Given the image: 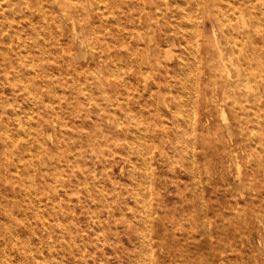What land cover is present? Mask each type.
Returning a JSON list of instances; mask_svg holds the SVG:
<instances>
[{"label": "bare ground", "instance_id": "obj_1", "mask_svg": "<svg viewBox=\"0 0 264 264\" xmlns=\"http://www.w3.org/2000/svg\"><path fill=\"white\" fill-rule=\"evenodd\" d=\"M91 11L98 21L91 20ZM144 30L150 32L146 34ZM44 38L68 44V51L56 53L67 61L74 77L61 84V88L84 92L86 100L78 112L81 118L91 116L90 108L103 107L100 106L103 99L107 101L104 107H111L117 76L122 77L120 84L124 91L132 90L139 117L133 130L135 135L138 133L135 138L141 141L136 147L146 170V184L132 198L147 214L142 232L135 225L124 226L132 242L127 256L130 264H169V258H175L178 264H199L196 253L184 244L169 251V236L163 232V228L169 227V213L158 214L160 219L155 228L148 224L153 206L159 213L157 210L164 201L161 188L168 186L169 190V180L179 185L180 170L188 173L192 186L198 189L196 213L205 232L210 224L207 209L212 198L216 200L212 206L214 216L233 224L262 223L264 0H0V71L7 74L10 67L17 70L12 66L14 59L32 66L33 60H23L21 55L30 53L32 45L39 46ZM73 39L77 41L75 51ZM17 77L22 84L18 87L15 80H10L12 96L5 101V105L12 107L14 125H5L0 130V157L6 147H17L20 154L13 158L15 169H27L25 181L34 187L33 170L47 164L48 157L44 155L45 144L37 135L38 117L35 115L30 126H25L21 110L14 105L17 95L33 94L23 78ZM40 94L41 90L36 88L32 96L35 106ZM118 98L121 104L129 103L127 98ZM147 107L151 108V114ZM22 113L28 120L31 113L36 114L27 109ZM149 115L159 121L148 132L159 139L152 146L144 143L143 136L147 133L144 128ZM122 148L124 144L115 152L125 162L128 158ZM80 150L79 144L64 149L57 144L54 148L57 165L76 159ZM111 157L115 159V154ZM155 159L162 162V169L153 170ZM1 165L6 166L0 160ZM85 165L90 166L89 162ZM110 167L106 166L107 176L114 183L116 178ZM80 170L85 174V167ZM129 171V181L133 183L136 176L133 169ZM77 183L89 192L92 190L86 175L78 178ZM61 185L67 191L66 184ZM205 185L212 187V194L205 190ZM99 191L106 196L103 187ZM37 193L35 188L36 198ZM54 193L59 194L57 188ZM103 203L107 217L115 218V206L124 213L123 204L137 217L126 195L107 196ZM63 207L61 202L51 203V221L38 213L46 230L51 232L53 224L68 223L85 239L86 229L77 226L74 209L69 207L66 211ZM0 209L11 215L7 209ZM65 213L69 216L65 217ZM100 217L89 215V221L98 223ZM12 219L16 220L13 214ZM0 230V264H53L46 257L40 259L33 250L18 249L6 256V248L13 243L7 247L4 243L7 237L11 241L16 238L17 229L0 221ZM99 232L94 230L96 240L100 239ZM91 243L87 242L93 257L102 246ZM64 249L69 256L61 255L58 264H75L72 244L68 243ZM210 259L213 260L212 256Z\"/></svg>", "mask_w": 264, "mask_h": 264}, {"label": "rangeland", "instance_id": "obj_2", "mask_svg": "<svg viewBox=\"0 0 264 264\" xmlns=\"http://www.w3.org/2000/svg\"><path fill=\"white\" fill-rule=\"evenodd\" d=\"M91 12V20L98 21L94 12ZM144 32L147 34L150 31L144 30ZM158 33L157 31L156 34ZM44 39L40 40L39 46L32 45L30 53L21 55L23 60L32 59V66L28 63L21 64L14 59L12 66H16L17 70L10 67L7 74L0 71V130L5 125L10 127L14 125H12L14 116L11 111L12 107L5 105V101L12 96L9 81L15 80L16 86L19 87L22 81L17 76H21L31 88V92L34 94V90L39 88L41 96L35 106L36 101L32 99L33 94L30 97L19 94L16 96L14 105L21 110L22 123L25 126H30V121L38 117L40 128L37 135L44 142L47 151L44 155L48 157L47 164H42L33 170L34 187L38 192V198L34 195L35 188L25 181L28 175L27 169L22 167L15 169L13 164V158L20 154V150L17 147H6L5 153L0 157L6 165L0 166V208L11 212L9 215L0 209V221L6 225H13L17 229L16 238L11 241L7 237L4 243L5 247L13 243V246L9 245L6 248L5 254L11 256L12 251L18 249L29 250V252L33 250L40 259L46 257L49 262L58 264L61 255L69 256L64 248L71 243L76 252L75 264H130L127 256L132 242L124 226L135 225L142 232V228L146 227L143 224L144 215L147 214L145 208L140 204L139 206L135 204L132 198L136 191L141 192V188L146 184V170L142 166L143 159L137 152L141 141L135 138L138 133L135 135V130H133L139 117L137 116V104L131 94L132 90L124 91L120 84L122 77L117 76L111 107H104L107 101L103 99L100 101V106L103 107L90 108L91 116L86 115L81 118L78 112L86 100L84 92L81 90L71 92L69 88L63 91L61 88V84L67 83L74 77V71L68 67L67 61L57 56V53L69 50L68 44ZM160 40L163 41L162 38ZM72 46V50L75 51L77 49L75 39L72 41ZM84 49L87 51L86 47ZM95 56L98 58V55ZM8 60L6 59V62ZM154 66L156 65L153 62ZM95 94L96 97H100L99 93L95 92ZM118 97L127 98L129 103L121 104ZM23 109L35 111L36 114L31 113L30 120H28L22 113ZM147 110L149 114L152 113L150 107H147ZM215 117L218 115L215 114ZM158 122V119L155 120L152 115L146 118L144 129L147 133L146 136L143 135L146 145L152 146L159 142L158 138L148 135V132L153 130ZM57 144L61 146V149L66 148L67 145L76 147L79 144L81 150L76 159L64 160L57 165L58 160L54 154ZM123 144L125 145V148H122L123 155L128 158L125 162H122L119 153L115 152ZM112 153L115 154V159L111 157ZM85 162H89L90 166H86ZM154 163V171L162 169L161 161L155 159ZM107 165L108 169L111 166V171L115 175L114 183L108 179ZM121 165H124V172L121 171ZM81 167L86 168L85 174L81 172ZM131 169L134 170L136 176L133 183L129 181V170ZM84 175L89 178L92 188L90 192L77 183V179L83 178ZM179 175L181 177L179 185L169 180V190L168 186L161 188L164 201L157 210L159 213L153 206L148 221L149 226L155 228L160 219L158 214L164 216L169 213V227L163 228V232L169 236V251L184 244L191 249V252L196 253L199 264H208L212 261L214 264H264V217L261 224L254 225L250 221L233 224L226 218L213 215L212 206L216 200L212 198L207 209L211 217L210 224L205 232L196 213L199 200L198 189L192 186L188 173L180 170ZM62 182L66 184L67 191L63 190ZM100 187H103L106 196L99 191ZM56 188L59 194L54 193ZM205 190L212 194V187L209 185H205ZM117 193L128 197L137 217H133L132 210L127 204L122 205L124 213H120L118 206H115V218L107 217L103 202L107 196L111 198ZM55 201L61 202L66 211L69 207L74 209L73 214L77 226L86 229L85 239L78 234L73 225L68 223L53 224L51 232L46 230L38 213L44 214L47 220L51 221L53 217L49 206ZM12 214L16 218L14 221ZM95 214L101 216V221L98 223L89 221V215ZM64 215L68 217L69 213ZM94 230L98 232L100 230V239H95ZM87 242H94L102 248L92 257ZM211 256L213 260L210 259ZM174 259L169 258V264H178ZM66 261H70V257H66Z\"/></svg>", "mask_w": 264, "mask_h": 264}]
</instances>
